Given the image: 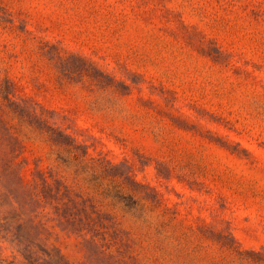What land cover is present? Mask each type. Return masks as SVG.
Wrapping results in <instances>:
<instances>
[{
	"label": "rangeland",
	"instance_id": "rangeland-1",
	"mask_svg": "<svg viewBox=\"0 0 264 264\" xmlns=\"http://www.w3.org/2000/svg\"><path fill=\"white\" fill-rule=\"evenodd\" d=\"M0 156V264H264V0H0Z\"/></svg>",
	"mask_w": 264,
	"mask_h": 264
},
{
	"label": "trees",
	"instance_id": "trees-1",
	"mask_svg": "<svg viewBox=\"0 0 264 264\" xmlns=\"http://www.w3.org/2000/svg\"><path fill=\"white\" fill-rule=\"evenodd\" d=\"M14 170H15V168L12 164L11 159L10 158H3L0 156V180H2V178L5 176L14 174L13 173ZM46 186L47 185L45 182H43L40 186L41 187V192L39 195L40 200L42 197V192L46 188ZM22 207L25 208L26 211L29 210L28 206H26L25 204H23ZM29 212H31V211L29 210ZM34 217H35V215L33 214V218ZM79 233L80 232H77V234H79ZM39 234H42V233H39ZM80 235H88V234L87 233H85V234L80 233ZM97 235H99L98 231H93V234L90 235V240H95ZM19 245H20V243H19ZM18 251L23 256V258L25 259L27 264H52L50 260L45 258L43 255L38 254L37 251L35 250V248L32 246H29V245H23L21 247L19 246Z\"/></svg>",
	"mask_w": 264,
	"mask_h": 264
}]
</instances>
